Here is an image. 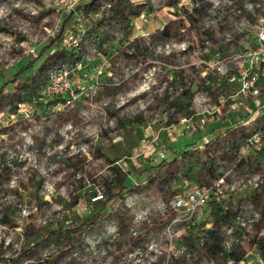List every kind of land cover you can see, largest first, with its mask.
<instances>
[{
    "label": "rangeland",
    "instance_id": "rangeland-1",
    "mask_svg": "<svg viewBox=\"0 0 264 264\" xmlns=\"http://www.w3.org/2000/svg\"><path fill=\"white\" fill-rule=\"evenodd\" d=\"M106 1L117 2L80 0L77 8L88 21L96 17L98 23L105 18L88 33L82 47L96 46L98 53L88 50L81 61L88 67L104 62L101 81L109 84L93 98L82 96L73 107L39 115L26 110L27 102L49 68L65 54L60 30L65 25L69 29L73 19L62 20L64 14L50 0H0V264H83L69 255L67 229L74 228L84 215L100 208L106 213L86 234L100 232L104 220L117 224L121 241L128 240L127 228L137 209L155 197H171L190 185L210 183L218 172L226 173L227 183L234 188L226 218L217 224L213 216L209 222L217 240H221L226 222L237 232L242 221L264 210V115L254 123L259 142L242 155V144L249 135L245 134L247 124L240 121L244 113L229 106L235 88L231 82L218 84L192 53L201 40L200 19L192 21L171 1L167 7L148 8L146 19L138 17L144 5L122 0L112 11L111 7L103 10ZM115 11H123L127 20ZM164 24L170 27L171 37L190 42L188 51L167 56L153 52L164 40L158 38ZM95 30L107 43L105 47L91 39ZM135 39L142 45L130 57L126 43ZM30 45H35L34 54L26 52ZM206 76L212 80L210 106L226 100L215 116L198 114L201 103L192 102L193 94L204 90L201 85ZM145 83L150 88L140 92ZM121 97H129V101L113 107V101ZM139 98L146 107L125 115ZM104 101L109 104L100 115L96 107ZM259 110L264 112L262 107ZM234 111L240 120L234 118ZM83 113L88 116L86 124L98 135L78 132L87 149L69 155L70 144L61 131L68 123L82 127ZM110 121L107 129L102 128ZM62 143L67 145L59 153L57 146ZM146 146L165 153V169L158 170L156 165L162 160L157 154L141 153ZM123 177L126 187L120 190L118 180ZM97 190L108 200L93 203L90 198ZM153 223L158 226L160 221L154 219ZM245 234L247 238L240 244L243 264H264V253L256 247L264 240V223L253 222ZM195 237L190 232L189 239ZM215 264L230 263L224 255Z\"/></svg>",
    "mask_w": 264,
    "mask_h": 264
},
{
    "label": "built area",
    "instance_id": "built-area-1",
    "mask_svg": "<svg viewBox=\"0 0 264 264\" xmlns=\"http://www.w3.org/2000/svg\"><path fill=\"white\" fill-rule=\"evenodd\" d=\"M79 1L50 0L51 6L64 14L62 20L68 21V16L72 17L73 24L69 29L68 25H65L60 30L59 42L61 48L65 49V54L49 68L45 79L27 102L26 110L32 109L39 115L49 110L57 113L73 107L82 96L89 98L97 96L104 84H109L101 81L106 66L104 62L95 67L82 65L81 60L88 50L98 53L96 46L82 48L89 31L96 26L98 18L88 21L84 12L77 8ZM130 2L144 5L145 10L138 14L140 19L148 17V8L167 7L169 3L185 10L187 17L188 14H193L195 19H200L201 40L200 44L193 48L192 53L198 57L199 63L206 65L207 73H211L218 84L225 81L231 82L229 84L234 86L235 91L229 95L232 99L229 106L231 110L236 108L244 113L240 116L234 111V118L240 116L241 120L238 119L247 124L264 115V112L259 110L261 107L264 108V0H130ZM111 3L112 1H106L101 7L107 10L112 7ZM199 10L200 14L197 12ZM164 26L165 24L161 30ZM215 32L221 34L215 35ZM91 39L101 41L100 47L107 45L100 39L99 30ZM133 41L129 40L126 43L129 54L134 51ZM189 47L188 40H177L170 35L156 44L153 52L167 56L174 52L185 53ZM26 52L34 54L35 45L28 46ZM114 83L118 84L119 81L115 80ZM201 86L204 90H199L192 96L193 103H201L198 104V114L208 113L212 116L220 114L221 104L226 100L222 99L221 104L210 106L208 89L212 86L211 78L206 76ZM149 88L150 86L145 83L140 87V92ZM248 99H251L250 104H246ZM128 101L129 97L117 98L112 106L120 108ZM108 104L109 101H104L96 107L100 115L105 114ZM145 107L146 102L139 98L124 114L133 115ZM81 118L84 120L82 127H73L68 123L61 131L64 140L70 146L68 147L66 143L59 144L57 146L59 153L65 150L66 145L69 155L83 153L87 149V143L83 141L84 137L82 140L79 137L98 135L94 127L86 124L87 114L83 113ZM183 121L186 119L182 118ZM110 124L111 121L104 123L102 128L107 129ZM99 131L103 130L99 128ZM78 132H82L81 135ZM259 139V130H255L244 140L241 147L242 155L250 150L254 143L259 142ZM147 151L150 154L154 152L153 154H157L161 160L166 159L165 153L160 149L154 150L146 146L141 153ZM52 157L53 155L48 156V160L50 161ZM233 188L234 184L226 181V173H222L210 183L190 185L171 197H155L145 207L135 211L127 228L128 240L121 241L117 224L110 225L103 220L100 232L86 234L93 225L85 230L80 242L68 244L69 255L80 259L83 264H215L217 258L240 248V244L247 238L246 231L260 217V213H256L254 218L242 221L237 232L232 231V225L226 222L219 246H210L213 236L210 228L214 227L209 223L212 218L211 206L217 205L221 212L229 213ZM90 199L93 203L107 200L104 193L99 190L95 191ZM133 203L132 201L127 206L130 207ZM154 219L160 221L158 226L154 225ZM190 232L196 233L193 241L189 239Z\"/></svg>",
    "mask_w": 264,
    "mask_h": 264
},
{
    "label": "trees",
    "instance_id": "trees-1",
    "mask_svg": "<svg viewBox=\"0 0 264 264\" xmlns=\"http://www.w3.org/2000/svg\"><path fill=\"white\" fill-rule=\"evenodd\" d=\"M122 0H117V2L115 3V5H112L111 7V11L112 9H114V7H118L120 6V2ZM123 4H125V2H123ZM200 11H197L199 14H200ZM117 15H119L120 17H122L123 19H126L124 16L125 15H121V13H123V11H115ZM115 12H113L112 14H115ZM116 14L114 15V17H116ZM188 18L191 19L192 21H194L195 17L193 14H188ZM104 17L102 18L101 21L99 22H102L104 21ZM115 19V18H113ZM127 20V19H126ZM98 22V23H99ZM97 23V24H98ZM96 24V25H97ZM92 30V29H91ZM91 30L89 31V33L91 32ZM97 33V31L95 30L93 32V34ZM92 34V36H93ZM171 35V32H170V27L166 24L164 26V28L160 31V34H159V37L160 39H166L167 37H169ZM100 39L104 40L102 38V35H100ZM141 41V40H140ZM142 45V42H139L137 39H135L133 41V52L132 54H129L128 55L131 57L133 55H136V53L140 50V47ZM129 47H131V44H129ZM138 50V51H137ZM186 92V91H185ZM258 119H255L253 121H250L249 123H247V125L245 126L246 128V133L245 134H248L249 136L255 131L254 128H256V126L254 125V123L256 124ZM226 139L222 140L223 144L226 142L225 141ZM221 142V143H222ZM167 164L168 162H166L165 160L161 161L159 164H157V168L158 170H162V169H165L167 167ZM222 172H218L217 174H213L214 176L213 177H218L219 175H221ZM125 177H123L122 179L118 180L119 181V189L120 190H124L126 185H125ZM108 200V199H107ZM106 213L105 212H101V208L96 210V211H93L87 215H84L79 221H78V224L74 227V228H70V229H67V234L68 236L70 237L69 239V244H75L77 242H80L82 240V236H83V233L85 232V230L88 228V227H91L95 224H97L98 222H100V220L102 219V217L105 215ZM211 217L215 216L213 219L215 221V223L217 224H220L222 223V220H224L226 218V213H223L220 211V208L217 206V205H212L211 206ZM5 217V215H4ZM264 223V210H262L260 212V217L259 219L255 222V224H263ZM211 245L210 246H216L218 247L219 244H220V241L217 240L214 236H212L211 238ZM256 247L259 251L263 252L264 253V240L263 239H260V241H258L256 243ZM243 252L244 251H241L240 248L236 249L234 252L232 253H229L227 254L230 258V260L232 261H238L241 256L243 255Z\"/></svg>",
    "mask_w": 264,
    "mask_h": 264
},
{
    "label": "crops",
    "instance_id": "crops-1",
    "mask_svg": "<svg viewBox=\"0 0 264 264\" xmlns=\"http://www.w3.org/2000/svg\"><path fill=\"white\" fill-rule=\"evenodd\" d=\"M68 19H69V16H68ZM227 260H228V263H230V264H232V263H236V264H243V262L245 261V260H242L241 258L238 260V261H232V260H230V258H229V256L227 255ZM247 264V263H246Z\"/></svg>",
    "mask_w": 264,
    "mask_h": 264
}]
</instances>
